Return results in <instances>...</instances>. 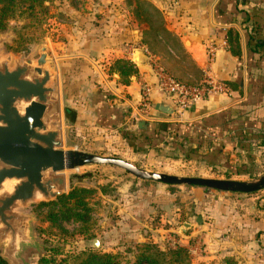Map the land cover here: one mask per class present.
<instances>
[{"label":"rangeland","instance_id":"374dc122","mask_svg":"<svg viewBox=\"0 0 264 264\" xmlns=\"http://www.w3.org/2000/svg\"><path fill=\"white\" fill-rule=\"evenodd\" d=\"M42 5L39 30L27 28L19 37L17 32L26 21L18 17L9 20L0 33L8 27L13 31L11 41L3 45L5 53L26 55L34 44L43 42L55 60L63 151L116 157L148 171L177 176L253 181L264 173V151L260 149H243L245 153L225 158L222 168L192 160L200 158L189 149L179 153L163 147L138 156L133 155L134 148L123 141L121 134L87 122L90 92L85 82L93 67H99L96 72L104 76L114 74L123 81L134 69L120 57L125 42L132 48L138 46L151 60L166 45L162 41L165 37H159L158 26H153L158 23V14L148 0H43ZM132 30L138 36L134 44ZM31 34H38V38L25 41ZM101 41L113 50L104 57L96 52L102 47ZM67 109L73 116L65 114ZM63 174L65 194L75 192L71 201L57 198L26 209L35 215L34 232L42 244L39 252H23L29 264H41V258H51L53 264H83L93 255L115 256L121 264H133L140 244L154 247L146 252L155 249L169 253L164 257L152 255L149 264H153V257L157 264H253L251 260L264 264L260 241L249 254L246 251L251 249L235 244L244 234L230 232L259 230L254 237L260 238V230H264V188L243 194L165 185L135 178L108 165H83ZM192 230L198 232L189 235ZM187 235L189 246L185 247L181 244ZM92 240L98 246L93 247ZM176 255L180 256L177 262Z\"/></svg>","mask_w":264,"mask_h":264},{"label":"crops","instance_id":"0c3cea01","mask_svg":"<svg viewBox=\"0 0 264 264\" xmlns=\"http://www.w3.org/2000/svg\"><path fill=\"white\" fill-rule=\"evenodd\" d=\"M148 1L158 14V23L153 26H158L159 37H165L162 41L166 45L151 60L138 46L132 48L125 42L120 57L132 64L135 73L124 81L114 74L104 76L96 72L99 67H93L94 72L85 82L90 92L87 122L121 134L123 141L134 148L130 147L133 155L153 154L163 147L178 152L189 149L200 158L192 160L214 165V156L231 158L252 147L264 151V0ZM131 32L134 44L138 36H134V30ZM105 43L101 41L102 47L96 51L102 57L113 51ZM208 45L216 47L211 63L206 59ZM158 71L186 85H197L212 77L227 91L193 104L184 112L183 121L176 123L172 114L155 109L158 104H166L173 111L172 101L157 88ZM143 84L150 87L151 121L136 114ZM139 121L145 124L138 126ZM171 124L182 128L176 125L172 130ZM258 231L230 230L237 236L244 234V238H236L235 244L251 249L246 251L249 254L259 241L264 247V230L255 239ZM195 232L198 230L189 235ZM189 235L184 236L182 246H189ZM261 257L264 259V255Z\"/></svg>","mask_w":264,"mask_h":264},{"label":"water","instance_id":"95a60500","mask_svg":"<svg viewBox=\"0 0 264 264\" xmlns=\"http://www.w3.org/2000/svg\"><path fill=\"white\" fill-rule=\"evenodd\" d=\"M11 27L0 33V259L6 264H29L25 250L39 252L35 215L26 209L53 202L65 194L64 170L83 165L120 168L141 180L165 185L196 186L250 194L264 188V173L253 181L187 177L148 171L116 157L77 150L63 151L58 71L43 42L26 55L5 53ZM155 109L171 114L166 104ZM145 124L139 121L138 126ZM98 246L96 240L91 242Z\"/></svg>","mask_w":264,"mask_h":264},{"label":"trees","instance_id":"16d2710c","mask_svg":"<svg viewBox=\"0 0 264 264\" xmlns=\"http://www.w3.org/2000/svg\"><path fill=\"white\" fill-rule=\"evenodd\" d=\"M42 2L43 0H0V30L5 28L9 20H15L18 17L26 21V24L25 25L23 24L21 30L17 32V35L19 37L23 36L24 31L27 28H31L33 29V31L37 29L39 30L42 20L38 17V13L40 12L44 13ZM37 38H38V34H31V35H27L24 40L26 41L28 39L30 41V40H34ZM131 73H135V69H133ZM128 75L129 74H127L126 76ZM121 76L124 77L123 75ZM65 114L69 115L70 117L73 116L72 112L68 109L65 110ZM171 125H172L171 126L172 130L175 129L176 125L178 129L182 128L179 124H171ZM213 159L216 164L221 165V168L223 167L224 165L223 163L225 159L222 158V156H214ZM74 196H75V192L72 191L68 194L62 195L58 199L68 202V201H71V199H73ZM139 247H140L139 253L137 254L136 260L134 261L133 264H143L146 262L149 264L151 263L152 255H156L160 257L169 255V253H163L155 249H153V251L146 252L150 247H153L149 244H140ZM181 250L183 249H180L179 251ZM151 252L153 253L151 254ZM179 257L180 256L176 255L174 260L177 262ZM40 261H41V264L43 261H45L46 264H53V259L51 258L50 260H44L43 258H41ZM91 263L92 264H121V262L117 260V257L109 256V255L108 256L107 255H102V256L93 255L89 257L88 259H86L83 264H91ZM0 264H6V262L0 259ZM153 264H157V260H155L154 257H153Z\"/></svg>","mask_w":264,"mask_h":264},{"label":"built area","instance_id":"2783aa9c","mask_svg":"<svg viewBox=\"0 0 264 264\" xmlns=\"http://www.w3.org/2000/svg\"><path fill=\"white\" fill-rule=\"evenodd\" d=\"M215 52L216 47L208 45L206 52L208 63L214 60ZM157 88L172 101L173 111L171 114L173 121L176 123L183 121L184 112L193 104L204 100V98L211 94L227 91L225 85L212 77H207L197 85H186L162 71L157 72ZM149 91L150 87L148 85L143 84L141 86V96L136 114L138 118L151 121L153 120V116L149 113Z\"/></svg>","mask_w":264,"mask_h":264}]
</instances>
